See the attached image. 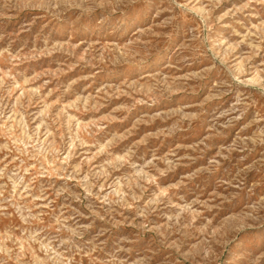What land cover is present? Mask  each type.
<instances>
[{"label":"rangeland","instance_id":"1","mask_svg":"<svg viewBox=\"0 0 264 264\" xmlns=\"http://www.w3.org/2000/svg\"><path fill=\"white\" fill-rule=\"evenodd\" d=\"M0 264H264V0H0Z\"/></svg>","mask_w":264,"mask_h":264}]
</instances>
